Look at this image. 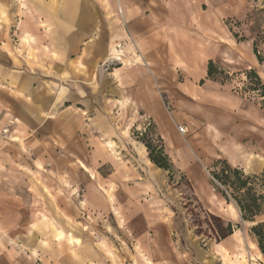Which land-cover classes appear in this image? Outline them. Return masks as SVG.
Returning <instances> with one entry per match:
<instances>
[{"label": "rangeland", "instance_id": "obj_1", "mask_svg": "<svg viewBox=\"0 0 264 264\" xmlns=\"http://www.w3.org/2000/svg\"><path fill=\"white\" fill-rule=\"evenodd\" d=\"M211 10L215 38L225 44L224 57L208 61L207 76L198 87L170 64L163 73L170 69L174 76L179 74L175 78L179 88L199 90L214 81L222 95L212 106L196 105L192 110L176 109L162 95L167 126L125 105L111 108V93L118 88L121 97L127 69L132 67L121 40L116 46L121 60H116L111 46L102 47L98 79L96 70L91 74L93 63L77 62L83 47L71 56L66 84L84 81L80 84L95 86L102 98L94 105L88 102L86 112L73 104L62 113L63 120L78 119L79 114L89 119L67 130L70 154L63 149L68 132L56 124L45 127L47 115L42 114L46 124L38 123L35 144L25 150L32 169L22 161L0 164V218L19 225L14 242L0 239V264H264L252 231L264 222V215L244 220L229 192L213 178L222 169L220 162L246 176L264 175V90H257L264 86V0H214ZM2 14L1 6L0 29ZM37 19L41 24L38 15ZM26 23L25 18L13 21V37ZM120 33L126 36L124 30ZM103 34L106 39L111 32ZM19 36L13 46H4L5 65L13 68L10 57L16 53L22 75L35 78L32 91L39 92L38 100L46 98V91L62 89L64 79L57 71L63 64H54L45 46L26 45ZM131 52L136 53L132 46ZM210 62L215 65L214 79L208 77ZM154 86L158 89L156 79ZM193 93L188 97L197 103L201 89ZM206 110L221 119L225 133L217 129V135L212 124L199 118ZM147 142L155 150L164 146L172 165L169 171L150 160ZM211 216L231 223L233 234L218 241ZM8 245L17 251L4 256Z\"/></svg>", "mask_w": 264, "mask_h": 264}, {"label": "crops", "instance_id": "obj_2", "mask_svg": "<svg viewBox=\"0 0 264 264\" xmlns=\"http://www.w3.org/2000/svg\"><path fill=\"white\" fill-rule=\"evenodd\" d=\"M1 6L4 14L1 16L0 29V130L10 121L16 124L11 126L7 141L0 144V164L22 161L26 163V169H32L33 162H29L25 150L35 144L33 131L38 123L46 124L45 119L41 118L42 114L47 115L45 127L56 124L65 133L76 124L78 127L87 123L89 119L80 114L75 120L62 118V113H68L73 104L81 106V110L86 112L88 102L94 105L99 97L102 98L95 86L87 88L80 84L84 81L66 84L68 82L65 79L71 73L68 71L71 66L67 64L72 61L74 53L78 50L80 53L81 47L83 52L78 54L77 62L93 63L91 74L94 75L96 70L98 79L97 64L102 62V47L109 45L116 48L119 41H122L128 51L127 62L132 67L127 69L125 91L121 93V97L119 98L118 88L111 93V108L125 105L122 107L143 112L157 125L170 124L162 95L167 97L174 108L185 110H192L196 105L208 108L214 104L212 102L216 101V96L222 95L214 81H207L199 90L183 86L179 88L175 80L179 74L174 76L170 69L163 73L166 64H170L176 71L180 70L181 75L185 73L192 86L198 87L196 84L207 76L208 61L224 57L225 44L215 38L214 11H210L214 0H0ZM18 18L22 21L25 18L27 23L17 32L14 31V37L20 34L19 37H24L26 45L45 46L50 51L51 61L63 64L57 71L59 78L64 79L62 89L54 88L44 92L45 99L38 100L39 92L32 91L35 78L30 74L23 76L16 66V62L20 61L16 53H12L13 57L9 56L14 64L11 66L13 68L5 65L8 53L4 46H13L12 23ZM108 20L111 21L109 26ZM121 24L123 28L120 27ZM120 28L126 36L120 33ZM109 30L110 37L104 39L103 32ZM38 32L41 33L40 38L33 42ZM131 46L135 49V54L131 52ZM119 51L123 53L122 50ZM72 76L70 79L74 78ZM152 78L156 79L158 89ZM90 80H93V76ZM200 89L201 98L196 103L188 95L198 93ZM207 112H201L199 118L212 124L214 127L211 129L217 135L218 130L225 133L221 127V119H216ZM40 120L42 121L39 122ZM67 143H70L69 132L64 136L63 149L65 154L66 151L70 154L72 149ZM226 157L232 163V158ZM18 226L16 221L0 218V239L8 238L14 242L12 239L18 233ZM15 251V247L8 245L3 254L11 255ZM4 264L17 263L10 261Z\"/></svg>", "mask_w": 264, "mask_h": 264}, {"label": "trees", "instance_id": "obj_3", "mask_svg": "<svg viewBox=\"0 0 264 264\" xmlns=\"http://www.w3.org/2000/svg\"><path fill=\"white\" fill-rule=\"evenodd\" d=\"M214 74L215 65L213 62H210L208 66V77L214 79ZM256 84L261 88L262 82L258 77ZM257 90H264V86ZM262 97L264 98V93ZM146 147L149 151V158L154 164L166 171L172 168L163 145L158 147V150H155L154 147L147 142ZM220 165H222L221 171L215 172L213 178L229 192L230 197L234 199L240 209L242 218L247 221H254L255 218L264 215V175L261 177H250L246 176L242 170L232 168L226 162H220ZM255 181H258L259 184ZM223 195L227 198L225 193H223ZM211 218L216 222L218 241L224 240L233 234V225L231 223L225 225L220 218L214 216H211ZM252 231L258 239L259 248L264 255V222L254 226Z\"/></svg>", "mask_w": 264, "mask_h": 264}, {"label": "built area", "instance_id": "obj_4", "mask_svg": "<svg viewBox=\"0 0 264 264\" xmlns=\"http://www.w3.org/2000/svg\"><path fill=\"white\" fill-rule=\"evenodd\" d=\"M13 124L14 122L10 121L5 128L0 130V142L5 141L8 138L11 133V126ZM179 129L182 134H186L187 130L184 127H180Z\"/></svg>", "mask_w": 264, "mask_h": 264}, {"label": "bare ground", "instance_id": "obj_5", "mask_svg": "<svg viewBox=\"0 0 264 264\" xmlns=\"http://www.w3.org/2000/svg\"><path fill=\"white\" fill-rule=\"evenodd\" d=\"M113 51H114V55H115V57H118L116 60H121V59L119 58V56H120V52H118V51L116 50V48H113Z\"/></svg>", "mask_w": 264, "mask_h": 264}]
</instances>
